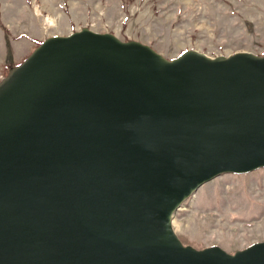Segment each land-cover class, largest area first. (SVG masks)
Here are the masks:
<instances>
[{"label": "water", "instance_id": "95a60500", "mask_svg": "<svg viewBox=\"0 0 264 264\" xmlns=\"http://www.w3.org/2000/svg\"><path fill=\"white\" fill-rule=\"evenodd\" d=\"M264 167V52L167 59L88 28L0 81V264H264V240L184 245L172 215Z\"/></svg>", "mask_w": 264, "mask_h": 264}, {"label": "rangeland", "instance_id": "374dc122", "mask_svg": "<svg viewBox=\"0 0 264 264\" xmlns=\"http://www.w3.org/2000/svg\"><path fill=\"white\" fill-rule=\"evenodd\" d=\"M137 41L167 59L264 52V0H0V81L46 37L81 28ZM184 245L228 253L264 240V167L222 173L171 219Z\"/></svg>", "mask_w": 264, "mask_h": 264}]
</instances>
